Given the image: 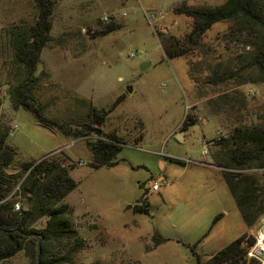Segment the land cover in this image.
Here are the masks:
<instances>
[{
  "label": "rangeland",
  "instance_id": "1",
  "mask_svg": "<svg viewBox=\"0 0 264 264\" xmlns=\"http://www.w3.org/2000/svg\"><path fill=\"white\" fill-rule=\"evenodd\" d=\"M225 1L54 0L52 40L36 72L42 81L35 97L45 114L74 128L89 120L92 106L107 108L127 86L134 87L104 125L106 133L124 141L117 163L94 168L85 138L44 127L32 112L12 106L9 31L33 23L37 8L33 0H0V126L10 128L8 143L16 149L8 170L52 156L74 165L70 175L77 185L63 202L72 209L85 246L73 264H196L194 251L205 260L246 232L223 177L203 163H215V141L229 137L236 126L264 130V81L255 64L264 32L239 30L235 21L214 23L189 56L205 62L197 70L202 79L211 73L208 62L224 80L199 85L188 74L187 59H167L154 33V28L181 37L190 32L192 18L173 16L174 4L172 9L180 4L214 8ZM152 11L163 16L149 23L145 14ZM104 15L120 27L96 34L106 23ZM187 112L197 120L181 138L176 132ZM162 180L165 184L153 190ZM18 186L11 195L21 205ZM144 190L149 210L135 212L129 206ZM153 235L165 241L154 245ZM0 264L30 260L20 251Z\"/></svg>",
  "mask_w": 264,
  "mask_h": 264
},
{
  "label": "trees",
  "instance_id": "2",
  "mask_svg": "<svg viewBox=\"0 0 264 264\" xmlns=\"http://www.w3.org/2000/svg\"><path fill=\"white\" fill-rule=\"evenodd\" d=\"M37 15L33 23L20 25L9 31L8 43L12 51L11 64L15 69L13 80L8 82L7 94L15 109H25L33 113L37 122L47 128L57 129L72 138H85L89 147L90 165L94 168L114 166L115 156L124 143L114 133H104L107 116L125 98L122 93L107 108L92 106L80 125L72 128L65 121L49 117L37 102L35 90L41 84L42 75H36L42 50L52 40V20L54 0H33ZM192 18L189 33L177 36L154 28L159 43L167 59L183 56L187 59L191 80L201 83H219L224 80L217 68L206 62L211 73L203 79L197 70L205 62H193L189 54L201 45V38L217 22L235 21L239 30L259 28L264 32V4L262 0H226L214 8L190 7L180 4L173 8ZM120 25L106 22L96 34L105 35ZM255 64L264 81V35L258 49ZM197 118L190 112L184 117L180 130L195 123ZM10 128L0 126V262L23 251L30 264H73L74 255L85 246L72 222V209L63 202L64 197L77 185L71 177L73 164H65V157H47L36 163L23 162L18 168L8 169L15 161L16 149L8 143ZM96 135L94 140L88 137ZM218 149L213 154L215 164L220 166L221 175L229 188L243 221L251 228L264 211V173L242 171L250 167H264L260 162L264 154V130L260 127L236 126L229 137L221 136L215 141ZM18 186L21 196L19 210H14L16 200L11 193ZM144 190L139 202L131 207L135 212L146 213L149 205L145 201ZM220 214L212 221L214 224ZM43 224L37 226V222ZM207 234V233H206ZM247 232L242 233L225 247L207 259H202L195 251L196 264H244L245 249L241 242ZM154 245L164 238L153 235ZM40 243V245H39Z\"/></svg>",
  "mask_w": 264,
  "mask_h": 264
},
{
  "label": "built area",
  "instance_id": "3",
  "mask_svg": "<svg viewBox=\"0 0 264 264\" xmlns=\"http://www.w3.org/2000/svg\"><path fill=\"white\" fill-rule=\"evenodd\" d=\"M151 14H145L149 23L155 21L152 17H149ZM103 22H108L111 20V17L104 15L102 17ZM173 24H176V21H173ZM130 56H135V53H131ZM206 153V152H204ZM165 180H162L160 183L154 182L152 184V189L157 190L160 188L161 184H165ZM20 209V203H14V210ZM242 247L245 249L244 264H264V211L259 216L256 223L250 228L246 236L241 242ZM224 264H233V263H224Z\"/></svg>",
  "mask_w": 264,
  "mask_h": 264
},
{
  "label": "crops",
  "instance_id": "4",
  "mask_svg": "<svg viewBox=\"0 0 264 264\" xmlns=\"http://www.w3.org/2000/svg\"><path fill=\"white\" fill-rule=\"evenodd\" d=\"M183 0H177V2L178 3H181ZM175 5V4H174ZM173 5V6H174ZM172 6V7H173ZM172 7L171 8H169V12H172ZM173 13V12H172ZM162 16L163 15H160V14H158V13H156L155 11H152L151 12V14H150V16L149 17H153L155 20H157L158 18H162ZM173 16H178V17H181L180 19H181V21L183 20V18H185L186 16L184 15V14H181V13H173ZM175 20V19H174ZM173 20V21H174ZM175 21H177V20H175ZM177 23V22H176ZM127 87H131V90L130 91H128V90H126L127 91V93L124 91V92H121L120 94H122V93H125L126 94V96H125V98L121 101V102H123V101H125L126 99H127V97L129 96V93H132V91L134 90V87H133V85H129V86H127ZM119 94V95H120ZM193 101H192V105H194V102H195V99L193 98L192 99ZM120 102V103H121ZM102 108V107H101ZM110 115V114H109ZM109 115L107 116V118L109 117ZM107 120V119H106ZM102 129H103V132L104 133H106V131H105V128H104V126L102 127ZM113 133V132H112ZM181 138H183L184 137V135H183V130H179V131H177L176 132ZM140 140V138L138 139V140H134L136 143L138 142ZM202 164V163H201ZM161 165L162 166H165V161H161ZM203 165L204 166H207V167H209V168H211V169H214V170H218V172H219V174H220V176H222L221 175V167L220 166H218V165H216L214 162L212 163V162H210V163H206V164H204L203 163ZM264 167H250V168H248L247 169V172H255V173H258V169L259 170H262ZM260 174H262V173H259V175ZM250 230V228H247V230H246V232H248ZM240 236V235H239Z\"/></svg>",
  "mask_w": 264,
  "mask_h": 264
},
{
  "label": "water",
  "instance_id": "5",
  "mask_svg": "<svg viewBox=\"0 0 264 264\" xmlns=\"http://www.w3.org/2000/svg\"><path fill=\"white\" fill-rule=\"evenodd\" d=\"M127 90L130 91L131 90V87H127ZM39 245H40V243H39ZM37 264H39V257H38Z\"/></svg>",
  "mask_w": 264,
  "mask_h": 264
}]
</instances>
